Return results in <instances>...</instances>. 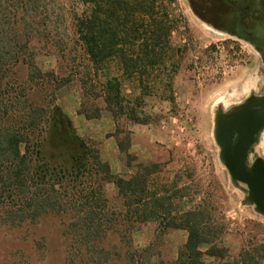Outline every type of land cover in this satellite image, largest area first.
<instances>
[{"label": "trees", "instance_id": "trees-1", "mask_svg": "<svg viewBox=\"0 0 264 264\" xmlns=\"http://www.w3.org/2000/svg\"><path fill=\"white\" fill-rule=\"evenodd\" d=\"M70 1L67 10L56 0H0V226L36 224L48 215L68 218L64 235L71 244L64 264H264V245L244 248L232 258L216 243L218 232L209 224L207 209L175 213L172 201L151 188L156 164L128 178L113 174L56 103L57 91L75 74L45 72L37 62L44 49L82 59L79 114L87 119L101 117V108H88L91 99H100L115 119L147 122V113L134 102L144 100L152 75L161 74L177 26L163 2ZM135 81L142 92L133 100L125 82ZM49 130L79 149L78 166L52 165L43 155ZM130 140L129 134L119 140V149L128 152ZM83 173L87 182L81 180ZM107 184L117 187L124 212H110ZM156 220L188 233L173 260H159L153 246L134 250V223Z\"/></svg>", "mask_w": 264, "mask_h": 264}, {"label": "rangeland", "instance_id": "rangeland-1", "mask_svg": "<svg viewBox=\"0 0 264 264\" xmlns=\"http://www.w3.org/2000/svg\"><path fill=\"white\" fill-rule=\"evenodd\" d=\"M158 1L177 26L169 38L172 49L167 50L161 74L152 75L144 100L134 102L139 111L147 113V122L135 123L125 116L115 119L100 99H91L88 108H101V117L87 119L79 114L83 99L77 74L82 59L75 60L73 55L61 58L44 49L37 62L45 72L75 74L57 91L56 103L91 151L110 164L113 174L128 178L142 166L156 164L151 188L172 201L175 213L207 209L209 224L218 232L215 242L227 247L235 258L244 248L264 245V216L244 204L247 186L234 184L221 164L213 136L214 117L217 109L225 112L251 95H264V59L251 44L232 39L202 21L194 0ZM56 2L59 8L71 9L70 0ZM125 83L133 100L137 99L142 92L137 81ZM127 134L130 148L123 152L118 142ZM42 151L52 165H79L75 157L79 149L51 130L45 134ZM257 157L264 158V132L250 162ZM96 169L91 172L93 181L98 176ZM81 175L87 182L86 175ZM105 191L110 212H124V199L117 187L107 184ZM64 220L48 215L36 224L0 226V264H64L71 244L64 235L68 218ZM130 235L134 250L153 246V254L164 261L173 260L188 237L185 230L166 229L159 220L134 223ZM208 248L202 247L203 251Z\"/></svg>", "mask_w": 264, "mask_h": 264}, {"label": "water", "instance_id": "water-1", "mask_svg": "<svg viewBox=\"0 0 264 264\" xmlns=\"http://www.w3.org/2000/svg\"><path fill=\"white\" fill-rule=\"evenodd\" d=\"M253 35H240L264 59V21L250 30ZM264 132V95H251L228 111L217 109L213 136L219 148V160L234 184L247 186L244 204L254 206L264 216V158L250 162V156Z\"/></svg>", "mask_w": 264, "mask_h": 264}, {"label": "flooded vegetation", "instance_id": "flooded-vegetation-1", "mask_svg": "<svg viewBox=\"0 0 264 264\" xmlns=\"http://www.w3.org/2000/svg\"><path fill=\"white\" fill-rule=\"evenodd\" d=\"M198 17L216 30L242 41L240 35L264 21V0H194Z\"/></svg>", "mask_w": 264, "mask_h": 264}]
</instances>
